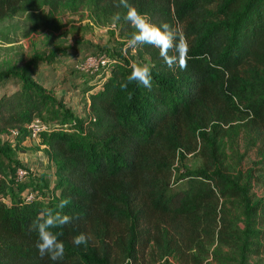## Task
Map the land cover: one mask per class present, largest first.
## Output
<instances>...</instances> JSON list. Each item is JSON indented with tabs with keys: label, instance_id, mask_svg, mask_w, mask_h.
<instances>
[{
	"label": "trees",
	"instance_id": "1",
	"mask_svg": "<svg viewBox=\"0 0 264 264\" xmlns=\"http://www.w3.org/2000/svg\"><path fill=\"white\" fill-rule=\"evenodd\" d=\"M21 1L0 0V18ZM100 1L114 4L123 25L126 10L116 7L118 0ZM129 2L150 22L180 28L189 45L186 69H169L158 49L142 45L135 52L140 60L148 56L152 89L133 82L121 90L131 64L101 49L98 54L109 63L97 77L90 75L89 87L81 91L87 95L81 117L33 78L36 63L53 62L52 53L0 73L6 82L14 79V88L0 96V133L15 130L19 144L28 136L24 125L39 118L45 128L38 142L54 162L48 184L31 178L0 149V264H110L127 237L134 248L138 222L157 228L165 220L174 228L214 234L210 256L218 264H264L247 259L264 247V228L253 223L258 212L264 214V0ZM235 120L242 122L232 124ZM239 124L258 141L262 193L255 200L220 166L218 138ZM198 137L205 169L193 172L195 188L173 201L166 194L172 164ZM17 168L24 171L22 178L16 177ZM25 190L32 198L25 199ZM61 199H69L63 213L74 219L52 229L63 233L59 239L65 244L63 260L53 262L38 254L30 226L42 209ZM226 200L239 208L243 229L231 222ZM81 232L89 240L76 247L72 240ZM220 246L228 251L221 253Z\"/></svg>",
	"mask_w": 264,
	"mask_h": 264
},
{
	"label": "rangeland",
	"instance_id": "2",
	"mask_svg": "<svg viewBox=\"0 0 264 264\" xmlns=\"http://www.w3.org/2000/svg\"><path fill=\"white\" fill-rule=\"evenodd\" d=\"M20 4L0 18V73L18 68L34 55L43 57L52 53L53 62L36 63L33 78L55 97L64 99L80 115L83 114L82 104L85 101L81 91L89 87L86 83L91 77L74 68L77 62L82 63L86 57L107 49L130 64L136 61L149 65L148 56H142L140 60L135 50H127L123 44L127 43L133 29L126 20L121 26V20L115 24L112 22V16L118 12L112 3L100 0H22ZM68 75L73 77L72 84L66 77ZM10 78L6 82L7 78L0 77V96L14 88V79ZM93 81L96 80L90 84ZM241 122L235 120L232 124ZM236 128L218 138L220 166L245 185L251 199L255 200L262 193L258 180L262 175V163L256 152L258 141L248 136L241 125ZM13 138L14 135L9 132L0 133V149L7 159L19 162L24 169H28L31 178L51 184L49 176L54 162L48 158L41 144L31 138L23 140L26 144H16ZM200 143L198 137L196 145L190 143L188 150L180 149L181 154L178 153L172 164L166 194L172 196L173 201L194 189L191 174L205 169L206 164L198 148ZM6 163L8 161L3 160V165ZM226 201L231 222L243 229L236 203ZM253 223L255 228H264V214L258 212ZM121 224L128 226L125 222ZM189 229L184 226L174 228L173 223L167 220L159 222L157 228L138 222L135 228L138 236L132 242L134 248H129L127 237L123 248L113 254L110 264H198L200 261L218 264L210 256L217 243L215 235L211 238V235L204 236L197 231L188 232ZM208 229L211 231V228ZM180 231L184 235L181 236ZM186 241L191 242L190 248L186 246ZM219 248L221 253L228 251L224 246ZM127 249L131 251L127 252ZM247 259L264 263V247L259 254L248 255Z\"/></svg>",
	"mask_w": 264,
	"mask_h": 264
},
{
	"label": "clouds",
	"instance_id": "3",
	"mask_svg": "<svg viewBox=\"0 0 264 264\" xmlns=\"http://www.w3.org/2000/svg\"><path fill=\"white\" fill-rule=\"evenodd\" d=\"M116 7L126 10L123 19L129 22L133 29L131 37L127 40L128 48L135 50L142 45H151L159 50L160 57L169 69L173 71L177 67L181 70L186 69L189 45L185 34L178 26L172 27L167 22L159 25L150 22V18L141 13L129 0H118ZM121 15L120 12L114 14L111 18L112 22L114 24L119 22ZM170 52L174 54L170 55ZM133 82L137 86L152 89V74L148 64L133 61L130 65V73L119 87L121 90H126ZM68 203L69 199H61L54 208L42 209L30 226L37 233L35 247L38 254L53 262L61 261L65 256V244L59 239L63 233L54 232L52 229L61 228L73 222V217L63 213ZM88 240L89 236L81 232L73 237L72 243L76 247L86 246Z\"/></svg>",
	"mask_w": 264,
	"mask_h": 264
},
{
	"label": "built area",
	"instance_id": "4",
	"mask_svg": "<svg viewBox=\"0 0 264 264\" xmlns=\"http://www.w3.org/2000/svg\"><path fill=\"white\" fill-rule=\"evenodd\" d=\"M78 63V62H77ZM75 64L74 68L78 71L86 72L88 75L98 76V72L107 67L109 63L107 57L100 54H95L91 57H86L82 63ZM25 129L28 132L27 138L38 140V135L41 130L45 128V125L41 122L39 118H32L26 125H24ZM10 134H16L15 130H10ZM15 175L17 178H22L24 175V171L21 168H17L15 170ZM25 199L28 200L32 198V193L29 190L24 191Z\"/></svg>",
	"mask_w": 264,
	"mask_h": 264
},
{
	"label": "crops",
	"instance_id": "5",
	"mask_svg": "<svg viewBox=\"0 0 264 264\" xmlns=\"http://www.w3.org/2000/svg\"><path fill=\"white\" fill-rule=\"evenodd\" d=\"M68 79L70 78V82H71V84H72V79H73V77H72V75H68V76H66ZM63 78V77H62ZM84 95L85 97V102H87V95H86V93H82L81 92V95ZM67 96H70V95H67ZM67 98V97H66ZM62 101L64 102V104H66V102H65V100L64 99H62ZM66 105H68V106H70V108H71V110L73 111V113L76 115V116H78V117H81V116H83L84 114H86L87 113V110H86V108L84 107V105L82 104V109H83V114L82 115H80L77 111H75L72 107H71V105H69V104H66ZM38 141V140H37ZM23 142V144H26L25 142L26 141H22ZM21 142V143H22ZM39 143V142H38ZM40 146H42V148H44V145L43 144H41ZM54 168V167H53ZM51 175L49 176L50 177V179L52 178L53 179V169L51 170Z\"/></svg>",
	"mask_w": 264,
	"mask_h": 264
}]
</instances>
